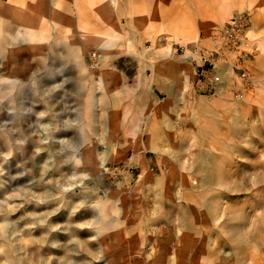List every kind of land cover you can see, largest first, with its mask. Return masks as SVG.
<instances>
[{
	"label": "rangeland",
	"instance_id": "obj_1",
	"mask_svg": "<svg viewBox=\"0 0 264 264\" xmlns=\"http://www.w3.org/2000/svg\"><path fill=\"white\" fill-rule=\"evenodd\" d=\"M182 1L131 27L94 0H0L24 31L0 50V264H264V11L257 48L216 53L231 71L204 93L196 51L220 46L230 0ZM203 99L213 114L196 115Z\"/></svg>",
	"mask_w": 264,
	"mask_h": 264
},
{
	"label": "crops",
	"instance_id": "obj_2",
	"mask_svg": "<svg viewBox=\"0 0 264 264\" xmlns=\"http://www.w3.org/2000/svg\"><path fill=\"white\" fill-rule=\"evenodd\" d=\"M89 1L90 0H79V2L76 5V8H78L80 10V13H82V14L87 13L86 9L89 8V7H87V5H88L87 3ZM94 1H96L97 4H95V10L96 11H93V12H96L98 14H108V15L116 13L117 15L129 16V18L127 20H128L129 25L131 27H136L137 24L141 21L139 16L142 17L145 15H148L149 18L148 19L145 18V20L143 18V21L145 24H149L148 22L152 21V18L155 15H158L157 20L160 21L158 23H161V21L163 22L162 16H164V13L168 11L167 9L174 8L173 10H176V11H172V16L175 17L177 14H182L183 13L182 11L186 6L190 7L188 4L184 3L182 0H178V1L177 0H174V1H171V0H98V1L94 0ZM259 2L260 3H258L257 0H232V1L230 0V1H228L226 8H227V11H229L228 12L229 20L236 14L244 13V12L250 13V11L252 10L255 13L256 22L259 23L258 20H260V12L264 11V0H259ZM90 5H92V4H90ZM157 20L154 17L153 22H156ZM139 29H141V28H139ZM197 70L195 71V80L197 78ZM220 71H221V69H220ZM175 73H177V72H175ZM169 75H171L170 72L166 74L167 77H169ZM175 75H174V77L176 78ZM225 84L222 85V88ZM166 86H167V84H166V82H164V84H162V87L165 89ZM222 88H220V89H222ZM128 89H130V88H128ZM135 90L138 92L141 91L140 94H144V92L146 95L148 94L149 101L151 100V103L153 101H157L156 100V94L152 90H144V89H140V88H134V91ZM193 90L195 91L194 88H193ZM146 91L147 92L149 91V92L146 93ZM180 94H181V89L175 88L174 89V95L176 97H178V96H180ZM165 121L167 122V120H165ZM165 121H164V123H165ZM128 122L129 121H127L126 123H128ZM129 125H130V123H129ZM148 125L149 126L156 125V122H155V124L149 123ZM164 125H166V123Z\"/></svg>",
	"mask_w": 264,
	"mask_h": 264
},
{
	"label": "built area",
	"instance_id": "obj_3",
	"mask_svg": "<svg viewBox=\"0 0 264 264\" xmlns=\"http://www.w3.org/2000/svg\"><path fill=\"white\" fill-rule=\"evenodd\" d=\"M253 19L249 13L234 15L227 23L220 46L213 51L197 50L202 62L197 70V87L204 93H216L222 87V73L217 64L216 53L220 58L223 53L249 54L257 48L256 38L252 35ZM236 87V95L244 97L251 85L250 75L243 72Z\"/></svg>",
	"mask_w": 264,
	"mask_h": 264
},
{
	"label": "bare ground",
	"instance_id": "obj_4",
	"mask_svg": "<svg viewBox=\"0 0 264 264\" xmlns=\"http://www.w3.org/2000/svg\"><path fill=\"white\" fill-rule=\"evenodd\" d=\"M12 7V6H11ZM65 13V12H64ZM62 14H63V12H62ZM65 16H66V14H64ZM68 17H70V16H68ZM67 17V18H68ZM58 18V17H57ZM65 18V17H64ZM54 20V19H53ZM17 21V20H16ZM58 21V20H57ZM25 22V21H24ZM12 25H13V23H12V21H11V19L8 17V16H6L5 14H3V11L2 10H0V50H2L3 49V46H4V44L5 43H8V42H10L9 40H10V37H11V39H13V40H15L16 38H18L19 39V36H22V35H24V31H20V30H17V31H12L10 34H8L7 33V28H10V27H12ZM55 25V24H54ZM25 27V26H24ZM26 28V27H25ZM20 29V28H19ZM33 29V28H32ZM31 30V29H30ZM55 33V32H54ZM58 33V32H57ZM25 34H27V33H25ZM59 34H61V33H59ZM58 34V35H59ZM252 35L255 37V35H257V33L254 31V28L252 29ZM26 39H27V37H26ZM17 43V42H16ZM65 43V42H64ZM62 47V46H61ZM126 50V49H125ZM124 50V51H125ZM130 50V49H129ZM76 53H78V50L77 49H75L74 50ZM122 52V51H121ZM8 57V56H7ZM12 58V57H11ZM62 59H64L65 60V58H62ZM18 60V59H17ZM3 61V60H2ZM19 61V60H18ZM155 62V61H154ZM221 66H222V69H221V73H222V75H223V77H222V85L223 84H225L226 82H225V77L227 76V74L231 71L230 70V68L228 67V66H224L223 64H221ZM174 70V69H173ZM3 71V70H2ZM1 72V71H0ZM47 73V72H46ZM139 77V76H138ZM146 79H147V77H145ZM226 78H228V77H226ZM41 79V78H40ZM138 79V78H137ZM39 80V79H38ZM81 80V79H80ZM148 80V79H147ZM40 81V80H39ZM227 81V80H226ZM41 82V81H40ZM82 82V81H81ZM6 83V82H5ZM135 83V82H134ZM145 83V82H144ZM149 83V82H148ZM80 84V83H79ZM83 84H84V82H83ZM130 84V83H129ZM146 84H147V81H146ZM56 86V85H55ZM136 86V85H135ZM223 87H225V85L223 86ZM1 88H2V86H1ZM8 88V87H7ZM51 88H52V86H51ZM139 88V87H138ZM222 88V87H221ZM128 89V88H127ZM141 89V88H140ZM9 90V89H8ZM2 91V90H1ZM5 91H7V90H5ZM48 91V90H47ZM51 91H53V90H51ZM124 91H125V89H124ZM224 91V90H223ZM149 92V91H148ZM147 91H146V93H148ZM45 93V92H44ZM124 93V92H123ZM127 93V92H126ZM139 94L141 93V91L140 92H138ZM7 94V93H6ZM11 94V93H10ZM144 94H145V92H144ZM143 95V94H142ZM141 95V96H142ZM150 95V94H149ZM222 96V95H221ZM214 99V98H213ZM148 100H149V98H148ZM9 102V101H8ZM134 103V102H133ZM146 103V102H145ZM197 104V103H196ZM140 105V104H139ZM148 105V104H147ZM133 106V105H132ZM143 106L144 105H142L141 107L143 108ZM258 106H260V105H258ZM219 107V106H218ZM221 107V106H220ZM133 108H134V106H133ZM132 108V109H133ZM145 108V107H144ZM213 110H215L214 109V107H213V105L211 104V102L208 100V99H203L202 100V103H201V105H200V107L198 108V110H196V115H202V114H206V112H207V114H213ZM136 111V110H135ZM134 111V109H133V112H135ZM151 111V110H150ZM139 112V111H138ZM135 114V113H134ZM133 114V115H134ZM143 114V113H142ZM144 114H145V112H144ZM148 114V113H147ZM160 114V113H159ZM138 115V114H137ZM141 116V115H140ZM139 116V117H140ZM125 117V119L128 117H130V114H128L127 116H124ZM138 117V116H137ZM153 117V116H152ZM194 118V117H193ZM196 118V117H195ZM201 119V118H200ZM199 119V120H200ZM136 120V118L135 117H133L132 119L130 118V125L132 126V123H138V122H136L135 121ZM235 120V119H234ZM196 121V120H195ZM164 122V121H163ZM196 123L198 124V127L200 126L201 127V124H200V122L199 121H196ZM165 124V123H164ZM166 124H168V123H166ZM126 125V124H125ZM129 125V126H130ZM137 125V124H136ZM135 126V125H134ZM133 126V127H134ZM158 126V125H157ZM247 128V127H246ZM136 129V128H135ZM132 130V129H131ZM161 130V129H160ZM244 130V129H243ZM247 130V129H246ZM22 131V130H21ZM155 131V130H154ZM159 131V130H158ZM162 131V130H161ZM139 132V131H138ZM160 132V131H159ZM22 133V132H21ZM236 134V133H235ZM247 134V133H246ZM151 135V134H150ZM157 131H155L154 132V135L150 138V140H149V145H151V147L152 146H155V141H156V138H157ZM159 136V135H158ZM244 136V135H243ZM238 137V136H237ZM240 138H241V136H240ZM217 141V140H216ZM240 142V141H239ZM238 142V143H239ZM217 143H218V141H217ZM205 144H206V142H205ZM240 144V143H239ZM243 145V144H242ZM146 146V145H145ZM237 147H239V146H237ZM237 147H235V148H237ZM146 149H147V146L145 147ZM155 148V147H154ZM234 148V149H235ZM242 148V147H241ZM149 149V148H148ZM170 149V148H169ZM168 149V150H169ZM197 149H199V148H197ZM243 149V148H242ZM174 150V149H173ZM237 150H238V148H237ZM214 151V150H213ZM216 151V150H215ZM227 151V150H226ZM239 151H240V149H239ZM170 152V151H169ZM9 154V153H8ZM191 154V153H190ZM220 154V153H219ZM218 154V155H219ZM230 154V153H229ZM225 155V154H224ZM215 156V155H214ZM213 155H209V156H202V157H200L201 158V161H200V167H199V171H202L203 172V174L206 176L205 178H209V179H211V178H213L214 177V174L216 173V160H217V157L215 156L214 157ZM220 156V155H219ZM8 157V156H7ZM174 157V156H173ZM176 157V156H175ZM195 158V157H194ZM11 160V159H10ZM9 160V162L8 163H10L11 161ZM8 161V160H7ZM221 161V160H220ZM224 163V162H223ZM229 163V162H228ZM221 164H222V162H221ZM227 164V163H226ZM224 165H225V163H224ZM229 165H230V163H229ZM224 167H226V166H224ZM221 168V167H220ZM219 168V169H220ZM222 169V168H221ZM226 170V169H225ZM237 170V169H236ZM152 171V170H151ZM227 171V170H226ZM229 172V171H228ZM234 172H235V168H234ZM11 173V172H10ZM151 173V172H150ZM231 173H232V170H231ZM14 175V174H13ZM159 175V174H158ZM161 176V175H160ZM185 176V175H184ZM183 176V177H184ZM154 177V176H153ZM156 177V176H155ZM162 177V176H161ZM147 178V177H146ZM155 179V178H154ZM162 179V178H161ZM199 179V178H198ZM157 180V179H156ZM201 180V179H200ZM186 181V180H185ZM202 182V181H201ZM204 182V181H203ZM145 183H146V181H145ZM155 183V182H154ZM161 183V182H160ZM183 185V184H182ZM196 185V184H195ZM205 185V184H204ZM206 187V186H205ZM212 187V186H211ZM158 188V187H157ZM209 188V187H208ZM207 188V189H208ZM184 189V188H183ZM161 190V189H160ZM195 191V190H194ZM168 192H170V191H168ZM229 192V191H228ZM157 193V192H156ZM185 193V192H184ZM221 194H223V193H221ZM224 194H226V193H224ZM223 194V195H224ZM163 195V194H162ZM179 195V194H178ZM185 195V194H184ZM222 198V197H221ZM159 199V198H158ZM224 199V198H223ZM226 199H228V198H226ZM181 200V199H180ZM185 201V200H184ZM180 202V201H179ZM188 202V201H187ZM178 203V202H177ZM186 203V202H185ZM227 203V202H226ZM15 204V203H14ZM199 204V203H198ZM16 205V204H15ZM14 205V206H15ZM165 206H167V205H165ZM181 206V205H180ZM194 206V205H193ZM16 207V206H15ZM156 207H157V205H156ZM199 207V206H198ZM180 208V207H179ZM16 209V208H15ZM154 209V208H153ZM180 210V209H179ZM198 210V209H197ZM156 211V210H155ZM246 211V210H245ZM181 212V211H180ZM198 212V211H197ZM181 214V213H180ZM161 215V214H160ZM172 215V214H171ZM182 216V215H181ZM197 217V216H196ZM180 218V217H179ZM206 218V217H205ZM185 219V218H184ZM190 219V218H189ZM188 219V220H189ZM183 220V219H182ZM194 220V219H193ZM201 221V220H200ZM224 222H225V220H224ZM183 223H185V222H183ZM199 223V222H198ZM5 225H6V223H5ZM212 225V224H211ZM2 227V226H1ZM4 227H6V226H3V228ZM8 227V226H7ZM181 228V227H180ZM215 228V227H214ZM2 229V228H1ZM5 229V228H4ZM9 229V228H8ZM7 229V230H8ZM182 229V228H181ZM184 229V228H183ZM7 230H5V231H7ZM186 230V229H185ZM195 231V230H194ZM193 231V232H194ZM211 231V230H210ZM184 233V232H183ZM8 234H9V232H8ZM188 234V233H187ZM203 234H204V232H203ZM4 235V234H3ZM191 235V234H190ZM211 235V234H210ZM188 236V235H187ZM189 237V236H188ZM179 238V237H178ZM180 240V239H179ZM187 240V239H186ZM193 241V240H192ZM189 242V241H188ZM178 244V243H177ZM180 244V243H179ZM188 244V243H187ZM188 247V246H187ZM183 248V247H182ZM183 249H186V248H183ZM176 251V250H175ZM7 252H9V251H7ZM160 252V251H159ZM10 253V252H9ZM203 253V252H202ZM161 254V253H160ZM10 255V254H9ZM174 255H176V253L174 254ZM8 258H9V256H8ZM8 258H7V260H8ZM11 259V258H10ZM176 259V258H175ZM186 260V259H185ZM9 261H11V260H9ZM8 261V262H9ZM182 261V260H181ZM174 262V261H173ZM175 262H176V260H175ZM13 263V262H12ZM11 264V263H10ZM175 264V263H174Z\"/></svg>",
	"mask_w": 264,
	"mask_h": 264
}]
</instances>
